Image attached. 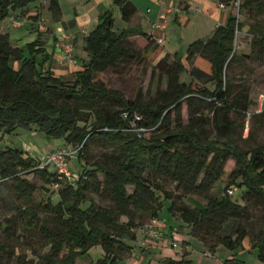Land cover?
Returning a JSON list of instances; mask_svg holds the SVG:
<instances>
[{"label": "trees", "instance_id": "trees-1", "mask_svg": "<svg viewBox=\"0 0 264 264\" xmlns=\"http://www.w3.org/2000/svg\"><path fill=\"white\" fill-rule=\"evenodd\" d=\"M35 1L0 0V23ZM113 3L122 20L129 22L136 12L131 2ZM263 8L264 0H242L238 15L261 12ZM48 10L57 21V0H49ZM113 25L112 13L104 11L85 37L88 60L74 72L71 82L44 68L51 57L39 39L20 48L11 45L7 34H0V131L9 133L20 126H34L47 137L64 139L78 161L90 166L77 175L72 173L73 181L65 182L58 179L54 169L40 167L41 161L19 148L0 147V182L11 181L10 189L17 200L32 202L36 190L21 174H37L45 184L58 185L57 203L40 206L56 230L37 227L35 208H16L21 226L28 232L38 229L48 250L34 252L33 258L27 259L0 243V253L15 264H75L99 247L103 256L94 264H121L124 255L131 252L128 243L135 239L134 229L143 224L135 222L137 214L158 219L165 202H170V216L176 214L188 235L202 242L209 252L219 245L233 249L247 235L242 224L249 221L247 205L259 200L263 219L260 236L251 241V248L264 264V142L244 151L223 140L236 126L230 115L245 114L249 108L248 94L245 90L234 93L227 74L235 62L246 57L238 56L235 49L243 22L230 15L227 23L217 26L210 37L189 44L188 68L176 54L168 62L171 56L166 54L156 66L166 79V89L158 92L152 104L129 100L99 79L108 69L135 58L130 37L143 38L147 47L152 43L141 31L115 33ZM251 33L254 36L249 57L264 56V29L251 27ZM14 63L19 65L17 69ZM183 73L203 84H213V89L202 85L195 88L181 81ZM183 105L185 123L181 116ZM259 114L264 116V112ZM134 115L139 119L134 120ZM206 127H211L216 139L208 138ZM95 142L101 144L103 152L100 160L88 162L89 146ZM229 159L235 161V167L227 176L223 195L213 197L211 192L224 175ZM166 182L175 184L180 193L167 192L163 188ZM233 188L236 191L228 195ZM89 195L108 201L109 206L94 203ZM235 195L240 197L234 201ZM185 196H195L206 203L192 208L183 201ZM10 221L5 220L0 228L14 238L16 229ZM230 222L232 227L226 233L224 227ZM184 257L163 263L191 264ZM224 264L239 263L226 260Z\"/></svg>", "mask_w": 264, "mask_h": 264}, {"label": "rangeland", "instance_id": "rangeland-1", "mask_svg": "<svg viewBox=\"0 0 264 264\" xmlns=\"http://www.w3.org/2000/svg\"><path fill=\"white\" fill-rule=\"evenodd\" d=\"M64 14L69 16V6L68 0H62ZM242 0H231L232 8L234 9V14L237 16L240 22H243L244 27L242 32L237 33L235 41V49L237 50L238 56L243 57L242 60L235 62L233 64V70L228 72V76L231 78L233 84V92L237 93L239 90H245L248 94L249 108L245 114L236 113L231 114V120L236 123L235 128L230 132L227 138L223 139L233 145L239 146L244 151H249L256 146L264 142V116H261V112H264V56L249 57L251 55V42L253 39V33H251V27L262 28L264 29V8L261 12L256 11H245L238 15V5ZM48 10V9H47ZM49 11V10H48ZM51 14V13H50ZM115 16L118 19L113 25V31L119 33L122 31L123 27L125 28L126 24L118 16L116 11ZM42 12L38 13L35 21L42 20ZM12 33H15L14 30H11ZM1 34V33H0ZM11 34V33H10ZM167 40L166 44L169 46L172 45L171 40L173 37L166 33ZM210 34H207L206 37H209ZM11 44L15 47H21L17 44L24 42L21 39L18 42L14 41V36L10 35ZM85 39H81V41ZM129 46L131 47L135 58L126 63H120L116 67L108 69L104 74L99 76V79L102 80L106 85L111 89L117 90L124 94L129 100L134 102H139L142 104H152L155 102L158 96V92L166 89V79L165 77L156 69L159 61L166 55L167 51L174 52L176 51L178 57H183L186 50H160V45L156 44L154 41L147 47L150 50H140L139 45L136 43L135 38H129ZM81 41L76 45V50L72 54L76 60L75 64H67L65 66L78 67L82 59L88 60L87 52L82 50ZM25 43V42H24ZM142 46L145 45L141 41ZM85 47V45H84ZM22 48V47H21ZM58 51L55 52L53 56L54 62H60V58L57 56ZM170 54L168 62L173 60V53ZM27 57V51L25 52ZM248 56V57H247ZM60 57H62L60 55ZM76 57V58H75ZM52 60V57H51ZM47 63V64H46ZM44 68H48L49 61H46ZM14 67L17 69L18 64L14 63ZM59 71V70H58ZM71 78V77H70ZM64 79V78H63ZM65 80V79H64ZM181 81L191 83L195 88L200 85L207 87L208 89H213V84L203 82H198L188 77L185 73L180 76ZM66 81V80H65ZM72 81V80H71ZM69 81V82H71ZM160 101V100H158ZM182 120L185 123L187 121L186 107L183 105L181 111ZM208 138H215V132L211 127H206ZM15 147L22 150L31 158L41 161L45 159L47 154L50 152L64 149L68 150L70 153L74 150L69 146L64 139L62 138H50L47 137L44 133L38 131L34 126L23 127L20 126L12 132L0 131V147ZM111 151V149H109ZM103 148L101 144L95 142L90 144L89 153L86 157L88 162H94L100 160L101 153ZM66 168L72 172L74 175H77V172H80L81 169H90V166L86 164V161L79 162L77 156L73 153L65 161ZM235 167V161L229 159L224 167V175L218 184L214 187L211 195L213 197H219L223 195L225 184L227 181V176L231 170ZM50 170L53 168L48 167ZM21 176L31 182L35 186V192L33 193L32 202L19 201L16 199V196L10 189L11 181L0 182V224L2 225L5 220H11L13 227L16 229V237L10 238L0 228V243L14 249L15 254L24 255L27 259L33 258L34 252L36 254H42L48 249L44 248V237L39 230L26 231L19 221L18 213L16 208H26L32 207L35 208L37 215V227H44L47 230L54 231L56 226L53 224L51 217L46 214L42 209L41 205H44L46 202H51L56 204L58 198L56 197V190L53 186L45 184L40 175L26 173L21 174ZM101 179V175H99ZM163 188L175 195L180 192H176L175 184L171 182L163 183ZM132 192V188H128V193ZM240 195H235L233 200H237ZM89 199L94 203L102 206L108 207L109 202L100 200L94 195H89ZM183 201L192 208H201L205 205V200L197 198L195 196H185ZM239 202V201H238ZM170 202H165L163 209L159 211V218L164 223L167 221L170 225L174 226L177 231L174 234V241L177 244V247L170 246V239L167 240V244L163 247V250L154 249L147 255L137 254L132 255L133 252H130L124 255V260L133 258L134 264H158L155 259L156 255L160 251H165L169 256H178L183 253V244L184 237H187L185 233L187 229L184 224L179 220L178 216L174 214L170 216L167 211V207ZM38 205V206H37ZM248 215L249 221L243 222V227L246 230L247 235L242 239V241L236 245L233 249H229L223 245H219L215 249V256L218 259H221L222 262L227 260L235 261L239 264H263L257 258V251L251 248V241L257 240L260 236V230L263 219V208L259 200H252L248 205ZM140 220L143 224L134 229L133 232L138 231L137 229L143 228L144 224L149 223L152 220V217H149L145 214L138 213L136 216L135 222ZM122 222H126V218H121ZM180 224V225H179ZM179 225V226H178ZM178 227L180 228L178 230ZM232 227V222L228 223L224 227V232L228 233ZM136 234V233H135ZM192 239L188 247V253L185 255L186 259L192 260L194 258V263L198 261L201 257L199 251L198 243L202 244L199 240L188 236ZM165 243V242H164ZM34 247V249L32 248ZM158 252H155V251ZM101 249L95 247L90 250L89 256L86 258H79L76 260L75 264H94L97 258H102ZM192 264L193 262L190 261ZM0 264H15L13 261H8L7 256L0 253Z\"/></svg>", "mask_w": 264, "mask_h": 264}, {"label": "crops", "instance_id": "crops-1", "mask_svg": "<svg viewBox=\"0 0 264 264\" xmlns=\"http://www.w3.org/2000/svg\"><path fill=\"white\" fill-rule=\"evenodd\" d=\"M68 1L67 6H69L70 14L66 17L62 5L63 1L57 0L60 8V16L56 21L52 19L50 12L47 10L49 0H36L23 12L19 10L12 12L8 18L2 21L0 23V33L7 34L9 40H11L10 35L12 34L15 42L23 39L25 43L22 42L17 44V46L22 45L21 47H24V45L29 42L39 39L43 44L46 54L52 57V60L51 58L49 60L48 68L54 73V75L64 78L66 81H71L73 80L74 72H76V70H78L87 59L86 61L85 59H82L78 67L65 66L66 64L62 62L63 56L61 49L59 48V39L69 37L70 42L73 45L74 53L76 45L81 39H85V37L94 29L98 23L100 15L104 11H110L112 13L114 23L118 19V17L114 15L116 11L121 20L122 18L119 8L113 3L114 0ZM129 1L135 7L136 12L129 22L122 20L126 24L125 28L123 27L122 30L141 31L148 35L151 38V41H154L155 43L158 39L162 40V44L159 46L161 47L160 50H187L189 44L198 39L208 38H205L204 36L207 34H210L211 36L217 26L225 25L230 15H235L231 0ZM220 5H223V7H220ZM40 12H42V20L35 21V18ZM155 25H158V27H155ZM11 30H14L15 33H12ZM166 33L173 37V40H171V46L166 44ZM132 38L136 39L135 41L139 45L140 50H150L147 49L146 42L143 38L139 36ZM141 41L145 43L144 46H142ZM10 43L12 42L10 41ZM81 44L82 50L85 52V40H82ZM57 51V56L60 58L59 63H55L53 60V56ZM167 53L177 55L176 51H167ZM60 55L62 57H60ZM180 59L186 68H188L186 52ZM76 60L74 59V63L72 64H75ZM179 229L180 228L178 227V230ZM137 230L138 231L134 232V241L128 243L132 248V255L137 254L136 252H138V254L140 253V255H147L154 249H158V251L160 249L163 250V247L167 244V240L169 239L171 246V242L174 240L173 236L177 231V229L167 221L165 222V229L163 230L162 237L157 240L148 239L143 228ZM185 235L187 237H184L183 244L186 246H183L182 255L169 256L167 252L160 251L155 257L158 264H164L163 261L167 259L181 260L182 257L188 253L187 245L191 244L192 239L188 237L190 235H188L187 232ZM198 247L200 248L198 252L201 253V257L197 262L194 263V258L188 260L184 257V259L193 262L192 264H224L221 259L216 258L215 251L211 253L204 245L199 243ZM158 251L156 250L155 252ZM132 257L124 260L121 264H134Z\"/></svg>", "mask_w": 264, "mask_h": 264}, {"label": "built area", "instance_id": "built-area-1", "mask_svg": "<svg viewBox=\"0 0 264 264\" xmlns=\"http://www.w3.org/2000/svg\"><path fill=\"white\" fill-rule=\"evenodd\" d=\"M220 7H223V5H220ZM155 27H158V25H155ZM156 43L158 45L162 44V40L158 39L156 40ZM59 48L62 52V62L64 64H72L74 63V57H73V45L70 42L69 37H63L59 39ZM139 117L137 115H134V120H138ZM74 152L70 153L68 150L59 149L53 152H50L47 154L45 159H42L40 162V167L44 166H51L58 174V179L65 182H71L73 181V175L72 172H70L66 166L65 161L68 158V156H71ZM55 189H57L58 185H53ZM236 191L235 188L228 190V195H232ZM165 229V223L157 218H154L149 221V223L143 225V230L145 232V235L150 240H157L162 237L163 230ZM171 246L176 248L177 244L174 240L171 242Z\"/></svg>", "mask_w": 264, "mask_h": 264}]
</instances>
